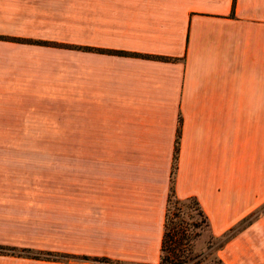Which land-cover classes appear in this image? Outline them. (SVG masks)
I'll return each instance as SVG.
<instances>
[{
    "label": "crops",
    "instance_id": "1",
    "mask_svg": "<svg viewBox=\"0 0 264 264\" xmlns=\"http://www.w3.org/2000/svg\"><path fill=\"white\" fill-rule=\"evenodd\" d=\"M176 139L174 196L245 220L221 264H264V0H0V247L157 264Z\"/></svg>",
    "mask_w": 264,
    "mask_h": 264
},
{
    "label": "trees",
    "instance_id": "2",
    "mask_svg": "<svg viewBox=\"0 0 264 264\" xmlns=\"http://www.w3.org/2000/svg\"><path fill=\"white\" fill-rule=\"evenodd\" d=\"M76 49L82 51L83 48L76 47ZM176 154L177 139L174 144L172 155L170 181L163 217V231L159 249V260L157 264H201V253L196 254L193 252L194 239L188 234L190 230L195 229L198 226L195 222L190 221V210L197 212L198 216L201 217L202 224H204L209 232L208 223L206 217L204 216L197 201L194 198L179 200L174 196L173 175L175 171ZM186 202H189L191 206H184L183 208V204H185ZM171 203L177 204L181 208H171ZM243 221L245 220H242L240 222L238 228L231 229L219 237H214L210 234L213 239H217L219 241L218 245L216 246L214 255L215 264H221L220 260L216 256V252L225 245V243L239 228H241V224L243 223ZM0 254L53 262H63V260L69 259H83L91 262L103 261L106 264H132L118 260H110L107 258L75 256L70 254L52 253L46 251H33L25 248L18 249L14 247H0Z\"/></svg>",
    "mask_w": 264,
    "mask_h": 264
},
{
    "label": "rangeland",
    "instance_id": "3",
    "mask_svg": "<svg viewBox=\"0 0 264 264\" xmlns=\"http://www.w3.org/2000/svg\"><path fill=\"white\" fill-rule=\"evenodd\" d=\"M76 39H81V37L76 36ZM39 138H58L59 140H63L66 138L65 133L57 132V133H50V132H36V133H29L28 132V139H39ZM51 150V149H49ZM55 150V149H53ZM38 151V149H36ZM59 155L66 154V148H59ZM76 155L81 154L82 151H85L86 155L97 154L96 149H75ZM104 154L114 155V149H103ZM60 189L66 188V180L60 179L59 181ZM184 206H191L189 202L183 204ZM181 208L177 204L171 203V208ZM189 215L191 216L192 222H195L198 226L195 229H192L188 232V234L193 237V252L194 253H201V264H215L214 263V255L216 246L218 245L219 241L217 239H213L210 236L207 228L202 224L201 217L198 216L197 212L190 210ZM64 264H106L103 261L100 262H91L88 260L83 259H69L63 260Z\"/></svg>",
    "mask_w": 264,
    "mask_h": 264
}]
</instances>
